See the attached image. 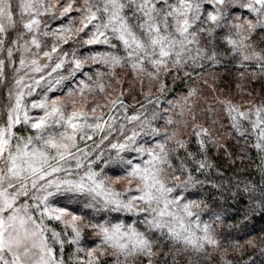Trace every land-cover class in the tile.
<instances>
[{"label":"snow or ice","instance_id":"obj_1","mask_svg":"<svg viewBox=\"0 0 264 264\" xmlns=\"http://www.w3.org/2000/svg\"><path fill=\"white\" fill-rule=\"evenodd\" d=\"M258 218L264 0H0V264H264Z\"/></svg>","mask_w":264,"mask_h":264},{"label":"trees","instance_id":"obj_2","mask_svg":"<svg viewBox=\"0 0 264 264\" xmlns=\"http://www.w3.org/2000/svg\"><path fill=\"white\" fill-rule=\"evenodd\" d=\"M252 227H253L256 231H259V229H260L261 227H264V220H261V219L258 218L257 220L253 221V223H252ZM257 259H260V257L257 256Z\"/></svg>","mask_w":264,"mask_h":264}]
</instances>
